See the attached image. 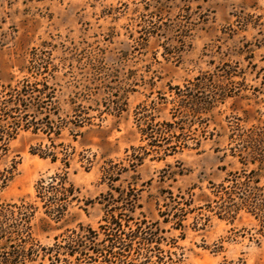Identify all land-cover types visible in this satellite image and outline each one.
<instances>
[{"label":"rangeland","instance_id":"374dc122","mask_svg":"<svg viewBox=\"0 0 264 264\" xmlns=\"http://www.w3.org/2000/svg\"><path fill=\"white\" fill-rule=\"evenodd\" d=\"M24 77L56 88L64 131L21 132L0 163L14 168L0 214L31 227L19 236H104L106 211L135 202L174 264H264L258 223L207 204L244 167L225 128L264 135V0H0V93ZM194 95H216L211 115L182 111Z\"/></svg>","mask_w":264,"mask_h":264},{"label":"trees","instance_id":"16d2710c","mask_svg":"<svg viewBox=\"0 0 264 264\" xmlns=\"http://www.w3.org/2000/svg\"><path fill=\"white\" fill-rule=\"evenodd\" d=\"M26 73L32 75L28 68ZM35 79L31 81L24 77L15 85L3 87L0 93V163L8 152L10 142L21 132L53 134L59 139L64 131L62 123L56 126L50 120L47 108V104L55 99L56 88L44 78ZM197 81H200L199 78ZM208 88L209 85L200 83L193 85L192 90L200 92ZM210 89L213 93L221 91L218 86ZM215 96L198 100L194 95L191 102L182 103L180 107L192 117L201 114L209 116L218 103ZM54 115L60 120L59 112ZM83 124L80 121V126L75 129H81ZM225 130L229 131L231 143L240 142L241 146L234 148L233 156L237 153L244 167L231 173L225 183L216 188L215 200H208L207 204H215L220 220L233 223L241 214L252 217L258 223V235L264 238V135L257 134L253 128L245 130L238 123L228 125ZM262 130L264 132V128ZM79 135L76 134V138ZM44 156L48 157L47 154ZM51 157L53 161L57 160L55 155ZM249 164L256 165V168L249 170L246 167ZM13 170H0V191L13 179ZM39 198L44 199V196ZM21 202L24 203V200ZM33 205L28 203L27 206L32 208ZM136 209L135 202L130 204V208L108 209L104 224L99 228L104 236H66L60 240L57 237L50 248H42L32 236H19L31 233L29 223L11 226L8 215L0 214V264H27L38 260H47L50 264H174L163 249L169 245L168 238L162 236L164 230L146 220L136 222ZM31 217L27 218L31 220ZM12 243L15 245L11 246ZM5 247H9L10 251L2 252Z\"/></svg>","mask_w":264,"mask_h":264}]
</instances>
